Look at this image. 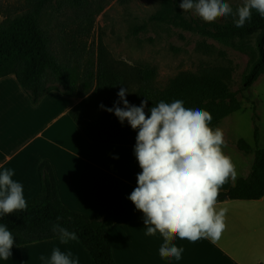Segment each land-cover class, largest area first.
<instances>
[{
    "label": "trees",
    "instance_id": "1",
    "mask_svg": "<svg viewBox=\"0 0 264 264\" xmlns=\"http://www.w3.org/2000/svg\"><path fill=\"white\" fill-rule=\"evenodd\" d=\"M22 0L21 13L11 15L0 3V78L14 74L33 105L51 91L80 100L69 115L91 142L135 145L137 130L125 121L120 123L114 113L99 106L113 107L119 100L121 87L129 91L130 104L139 106L147 100L145 112L159 101L171 103L177 99L186 108L207 110L212 115L213 129L221 120L241 108L238 93L230 88L231 65H201L196 71L184 70L172 77L167 85L157 84V70L147 64L129 65L112 57L102 41H91L95 16L103 9L95 0ZM181 0H162L149 16L148 22L170 23L182 29L200 33L226 44L253 41V59L243 74L248 88L264 70V17L253 10L252 17L237 28L233 16L206 23L191 11H183ZM227 2V1H226ZM229 3V2H228ZM235 9L241 4L229 3ZM51 15L52 22L45 18ZM64 18L60 20V18ZM145 25L138 27L144 29ZM123 107V103L119 104ZM255 122V118H254ZM255 139L259 141V126L255 123ZM237 147L254 153L250 174L239 178L226 191H220L217 202L229 199L256 200L264 196V148L255 149L244 139ZM40 191L27 201L28 207L0 218L7 225L16 245L58 238L52 226L60 224L74 232L90 252L95 264H116L107 229L114 222L110 209L90 216L68 209L58 191L51 163L39 166ZM59 218V219H58ZM263 264V263H262Z\"/></svg>",
    "mask_w": 264,
    "mask_h": 264
},
{
    "label": "crops",
    "instance_id": "2",
    "mask_svg": "<svg viewBox=\"0 0 264 264\" xmlns=\"http://www.w3.org/2000/svg\"><path fill=\"white\" fill-rule=\"evenodd\" d=\"M79 100L54 90L33 105L14 74L0 78V171H14L13 179L22 184L26 201L39 193V166L47 160L68 209L90 216L112 211L114 222L107 234L116 264H264V196L216 202L217 211L228 210L219 241L213 244L200 239L192 243L177 238L175 243L184 248L181 260L162 259L159 247L163 237L159 233L145 235L143 213L127 198L137 186L141 171L134 146L89 141L69 115ZM237 149L254 157V153ZM222 150L235 165L237 178L226 182L219 192L247 177L253 164L244 170L240 156ZM57 247L70 251L79 264H95L78 238L60 244L59 237L14 244L12 256L0 264H45L40 257L49 259Z\"/></svg>",
    "mask_w": 264,
    "mask_h": 264
},
{
    "label": "clouds",
    "instance_id": "3",
    "mask_svg": "<svg viewBox=\"0 0 264 264\" xmlns=\"http://www.w3.org/2000/svg\"><path fill=\"white\" fill-rule=\"evenodd\" d=\"M179 7L206 23L232 15L237 28L251 19L253 10L264 17V0H242L235 11L226 0H181ZM128 92L121 87L113 107H99L114 113L121 124L127 121L137 130L134 154L141 171L137 174V186L127 198L143 213L145 235L159 233L163 237L159 256L179 261L184 248L175 243L177 238L192 243L208 239L213 244L221 238L228 210L217 211L215 205L220 187L237 178L235 165L222 150L223 130L209 126V111L186 108L179 99L171 103L161 100L150 108L148 115L147 100L139 106L130 104ZM121 102L123 107L119 106ZM14 175L12 169L0 171V218L28 207L23 186L13 179ZM52 230L58 234L60 244L77 239L74 232L58 223ZM14 243L7 225L0 224V260L7 261L12 256ZM40 259L45 264H79L70 251L58 247L49 259Z\"/></svg>",
    "mask_w": 264,
    "mask_h": 264
},
{
    "label": "rangeland",
    "instance_id": "4",
    "mask_svg": "<svg viewBox=\"0 0 264 264\" xmlns=\"http://www.w3.org/2000/svg\"><path fill=\"white\" fill-rule=\"evenodd\" d=\"M58 1L52 0L51 3L55 6ZM95 1V6L103 5V9L95 16L90 40L96 44L102 41L117 60L129 65L147 64L154 67L159 86L167 85L179 72L196 71L201 65L232 66L229 85L238 93L241 108L221 120L219 128L223 129L226 139L223 148L231 156H240L242 168L248 169L254 157L237 149L238 139L244 138L254 148L264 147V70L248 88H244L242 81L254 57L253 41L226 44L170 23L148 22L162 0ZM226 1L242 4V0ZM0 3L11 15L22 11V0H0ZM2 19L3 15L0 14V21ZM45 19L47 22L55 21L51 15ZM142 25H145L144 29L138 30ZM255 123L259 126L258 142L255 139Z\"/></svg>",
    "mask_w": 264,
    "mask_h": 264
}]
</instances>
